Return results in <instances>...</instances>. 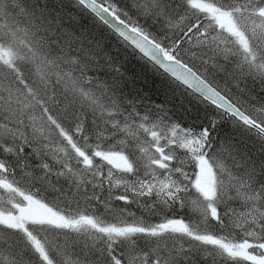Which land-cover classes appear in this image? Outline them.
Wrapping results in <instances>:
<instances>
[{
    "label": "trees",
    "instance_id": "obj_1",
    "mask_svg": "<svg viewBox=\"0 0 264 264\" xmlns=\"http://www.w3.org/2000/svg\"><path fill=\"white\" fill-rule=\"evenodd\" d=\"M96 1L115 8L120 15L143 10L142 22L126 17L143 32L153 27L148 22H154L158 33L169 26L170 35H196L190 43L179 45L147 32L167 53L200 73L207 68L201 65L203 58L211 63L210 57H214L227 69L232 66L226 64L227 59L239 56L247 63L244 70L251 75L250 85L264 82L263 28L258 36L251 33L264 22V0ZM218 14L230 16L237 35L215 22ZM96 28L105 29L76 0H0V49L4 56H0V178L11 188L0 186V194L12 200L10 206L17 199L15 191L28 195L58 213L59 220L57 224L30 222L26 230L32 238L19 225L0 223V264H260L239 253L234 255L227 247L247 244L251 254L258 256L259 246H264V219L244 222L230 212L238 196L264 204L260 188L264 183L262 141L254 143L252 136L239 140L235 132L233 135L231 125L237 127L230 115L194 107L195 102L207 103L107 31L135 56L129 65L123 63L125 59L120 63L111 57V47H98L90 39ZM191 43L200 48H191ZM81 48L92 54L87 58L80 51L76 64L68 65L69 74H35L34 67L44 72L45 66L55 67L67 51L74 54ZM196 51L198 64L195 56L189 58ZM2 70L7 73L1 75ZM90 75L128 87L114 103V110L97 120L91 118L96 121L91 125L86 117L92 109L81 102V90L69 84L71 76L79 85L81 78L90 80ZM33 80H38L44 91L32 86ZM207 80L219 87L216 80L209 76ZM170 87L175 88L168 90ZM152 88L157 89V95L150 98ZM94 89L88 91L90 97L101 99ZM182 97L187 104L181 106L175 99ZM79 103L84 107L79 108ZM260 103L263 110L264 100ZM71 107L79 110L80 118ZM24 115L28 121L19 122ZM30 115L40 119L29 122ZM69 117L74 118L73 123ZM172 126L184 131L183 139L162 136L163 130ZM115 133L123 134L119 138ZM218 139L233 148L239 143L250 150L238 155L250 166L247 174L211 158L205 148ZM110 154L120 155L126 166L112 165L107 158ZM151 166L160 178L149 174ZM202 171L206 176L211 173L214 183L209 196L201 190ZM242 180L259 190L254 193L239 186ZM224 182H230L228 202L220 200ZM191 194L200 195L201 200L194 202ZM135 199L142 200L144 206L136 208L131 202ZM85 206L98 211L96 216L83 212ZM153 207L158 209L156 213ZM199 220L205 226L198 229ZM67 222L80 225L69 228ZM176 222L180 229L163 227ZM130 226L133 230L129 233L113 231Z\"/></svg>",
    "mask_w": 264,
    "mask_h": 264
},
{
    "label": "bare ground",
    "instance_id": "obj_2",
    "mask_svg": "<svg viewBox=\"0 0 264 264\" xmlns=\"http://www.w3.org/2000/svg\"><path fill=\"white\" fill-rule=\"evenodd\" d=\"M76 1L78 3H80L79 0H76ZM220 1L224 2V0H220ZM104 6H106V5H104ZM106 8L111 10L113 12V14L115 16H117V18L120 21H124L130 27H132V28L134 27L137 30L143 32V30L139 26H137L134 23L128 22L126 20L128 13H126V15L123 13H122V15H120L116 11L115 8L109 7V6H106ZM85 10L88 11L89 13H91L98 21H100L104 25V28H105V29H99V30L96 28L95 31H92L93 33L91 32V36L89 35V37L91 40H93V43L96 44L98 47H100V46L111 47L112 48L111 49L112 50L111 57L112 56H114L115 58L117 57V61H119L120 63L123 61V59H125L123 63H128V65L131 61L133 62L135 56L133 54H129L124 49V47L121 44H119V42L116 39H114L112 36L108 35L109 33L107 31L112 32L117 38L124 40L125 42H126V40L124 38H120V36L113 30V28L111 26H109L108 24H106L105 22H103L101 19H99V17H96L88 9L85 8ZM262 10H263V7L258 9V12H257L258 16L260 14H262ZM142 11L143 10H136V12L133 11L131 13L132 15L128 14V16L132 20L137 19L139 22H142V17H143V15H141ZM145 11L146 10H144V12ZM218 15H220V14H218ZM174 17L175 16H172L173 19H175ZM193 17H195L194 14H193ZM187 20L188 19L185 18V21H187ZM194 20L195 21L198 20V17L194 18ZM171 21H172V19H170V21L168 23H170ZM148 23L150 24V26H151V24L153 26V27H148V29H146L143 32V35H146L148 37H150L148 35V33H149L155 37H157V36L160 38L164 37L165 41L170 40L171 43H176L179 45H180V43L188 44L191 42V40H193L196 37V35H194V34L188 35V34H184L182 32L173 33L172 35H170V32L172 31V29L169 26L161 29V31H160V33L162 35L161 36V35H159L160 33H158L157 25L154 24V22L153 23L148 22ZM99 28H101V27H99ZM261 28H263V33L261 34L260 38H261L262 43L264 44V22H261V24L258 27H254V29L252 30L251 33L253 36L260 35ZM85 36L87 37L88 34H85ZM150 38L153 39L152 37H150ZM223 40L225 43L227 42L226 39H223ZM126 43L129 45L128 42H126ZM225 43H223V45H226L228 42L226 44ZM191 48L198 50L200 48V46H198V43H193L191 45ZM135 50L139 54H141V52L139 50H137V49H135ZM80 51L83 52L84 56L87 58H89V56H91V54H92L91 52L88 53V52L83 51V48H81V50L80 49L75 50V52H77V53H75L73 51L74 54L67 51L66 54L64 55V57H62V59L57 61L58 63L55 67H50L47 65V66H45L46 69L44 72H42L38 67H34L33 69L35 70V74L40 73L43 76L44 75L51 76V74H55L59 71H62L66 75L69 74L68 65H69V63L76 64L74 62V59L77 56V54L82 55ZM70 54H72L73 56H71ZM168 54L172 55L170 52ZM195 54H197V51L194 54L190 55L189 58L194 57ZM196 57H198V56L196 55L194 59H196V63L198 64V62H200V59L196 58ZM174 58H176V57H174ZM185 58H187V57H185ZM189 58H187V59H189ZM210 58L213 60L211 63L206 58H203V60H201V65H203V66L205 65L207 67L206 69H204L202 67L205 71L202 70L204 72H201V73L198 70L194 69L193 67L191 68L188 65V63H186L184 60H182V59H180V60L178 59V60L180 62H182L183 64L187 65L191 70H194L196 75H198L202 80H207L208 76L211 79L216 80L219 87H217V86L214 87L212 85L213 88L216 91H219V93L225 98V100L227 102H229L233 106H235L240 111V113L244 116V118L246 120L241 119V118L238 119L235 115L230 114V113L229 114L226 113L221 107H219V105H215V104L211 103L210 101L203 99V97L200 94H197L196 92L193 91L201 100H203L204 102L206 101V103H207L204 105V103H202V102H195L194 107H199L201 109L204 108L205 113L211 112L212 109H214V110L218 109L221 112L226 113V115H230L232 117L233 121H235L234 122L235 127H237V129L234 128L233 125H231V123H230L231 128L234 130L233 135L235 132V134L240 137L239 140H241L243 138V136H252L254 143H258V141H262V143L259 144V146L263 148L264 147V121H262V120L264 119V109L262 110V108H260L262 105V103H260V102H262L264 100V82H262V84L254 83V84H252L253 86L250 85V82L252 81L251 75L247 74L244 70L245 68L248 67L247 63L245 64V62L239 56L238 57H229V61L227 59L228 63L226 62V64H229V63L232 64V66L227 67V69L222 68L219 65V62L214 59V57H210ZM145 59H147V58H145ZM159 70L162 71L160 68H159ZM6 73L7 72L4 70L1 71V75H5ZM259 73H260V71H257V74H259ZM105 75H107V73ZM166 75L168 77H171L168 74H166ZM90 77H91L90 80H88L87 78H81L83 81H81L79 85L76 84L74 77L71 76V79H69V84H73V86H76V89H78V91L81 90V92H82V94L80 96L82 98L81 102H83L89 108L92 109L90 112V115L88 114L89 117H86V120L88 121L89 125H91L92 122H94V123L96 122L95 120H91V118L97 120V118L99 116H101L103 113H106L107 111L110 112V110H114V108L116 106V104H114V103L117 100H120L122 95H124L128 89L127 84L125 87L124 86L125 83L123 84L120 81H114L113 83H111V82L104 79V81L102 82L101 80H99L98 78H96L92 75H90ZM78 78H79V76L77 77V79ZM103 78H105V77H103ZM173 80H175V79H173ZM94 81H95V83H93ZM90 83H92V84H90ZM178 83L181 86L183 85L187 90L191 91L184 84H181V82H178ZM33 84H34L35 88H37L38 90L44 91L43 88H41L40 82L38 80L31 81L32 86H33ZM66 86L67 85H65V87ZM94 86H95L94 90H96L98 93H101V96H102L101 99L96 100V99H93L92 97H90V95H89L90 92H88V91L90 89H92ZM174 88L175 87H170L168 90L174 89ZM151 90L148 93V97L150 96V98H153L157 95L156 93H154V92H156L157 89L154 90L152 88ZM87 94L89 95V97ZM53 97H56V96H53ZM57 99L59 100V98H57ZM175 101H176V103L181 104V106L183 104H187V100L185 97L184 98L183 97L177 98V99H175ZM62 103L65 104L64 101ZM83 103H79V108L84 107ZM51 107L56 108L54 106H51ZM205 107L207 108L206 110H205ZM71 109L73 110V113L77 114V116L79 115V118L81 117V113L79 112V110H77L73 107H71ZM56 110L60 111L58 108ZM251 111H254L260 117L253 116ZM60 112H62V111H60ZM28 118H30L29 122L33 123L34 121L39 120L40 116H34L33 117L32 115H30V116H28ZM45 118H47V117H45ZM221 118L224 119L223 117H221ZM70 119H71V123H73L74 118H70ZM26 120H27V116H25V115L23 117L18 118V121L21 123H23ZM162 133H163L162 136L165 139H169V140L183 139L182 136H184V131L181 130L180 128L176 127V126H172L171 128L164 129ZM122 134L121 133H118V134L115 133V136L120 138ZM234 144L236 147L233 148L232 146H229V145H226V144L220 142V140L218 139L215 143L207 145V147L205 149L208 152V154L211 156V158H214V160H216L218 163H221L224 165L233 164L234 167L239 168V171L242 170L247 174V172L250 171L249 170L250 166L246 161L239 159L238 155H242L243 153L244 154L250 153V150L245 149L242 146L240 147L239 143H234ZM148 171H149V174L153 175V177L155 179H158L161 177V175H159L158 172L156 171L155 167L151 166L148 169ZM189 180L192 181L193 177H191ZM195 183H196L195 181L192 182V184H194L195 187L197 188ZM240 184H239V186H241V187L244 186L254 193H255V191L259 190L256 187L255 188L252 187V185L246 180L245 181L242 180L240 182ZM228 185H230V182H224L223 183V187L221 190L222 195L220 198L221 201H227V202L229 201L228 197L226 195V191L229 187ZM260 185H261L260 186L261 190L264 191V183H260ZM245 195H247V194H245ZM191 197H192L194 202H198L199 200H201L200 195L191 194ZM131 202L134 203L136 208H141L142 206H144V202L140 199H135L134 201H131ZM233 202H232V205H234V206H233V208L230 209V212L231 213L234 212L237 216H240L242 218V221H244V222L245 221H251V222L256 223V222L262 221L264 219V204L261 202H258V200L253 199V201H249V199H247L245 197L243 198L242 196H238L235 198V202L234 203ZM230 203H231V201H230ZM82 210H83V212H85L88 215L96 216V213H98V211L93 210L89 206L88 207L85 206ZM152 211H154L156 213L158 211V209L156 207H153ZM103 212L106 213L105 211H103ZM202 226H205V223L203 221L199 220V222L197 223L198 229ZM69 228H72V227H69Z\"/></svg>",
    "mask_w": 264,
    "mask_h": 264
},
{
    "label": "water",
    "instance_id": "obj_3",
    "mask_svg": "<svg viewBox=\"0 0 264 264\" xmlns=\"http://www.w3.org/2000/svg\"><path fill=\"white\" fill-rule=\"evenodd\" d=\"M79 1L82 6L92 12L96 17H99V19L111 26L120 38H124L133 49L139 50L141 54L150 60L157 68L159 67L177 82L184 84L192 92L194 91L200 94L203 99L215 105H219L226 113L233 114L238 119L241 118L246 120L240 111L231 103L227 102L219 91H216L207 80H202L196 75L194 70H191L187 65L166 53L159 43L143 35V33L136 28L130 27L124 21H120L111 10L107 9L106 6L100 2L96 0Z\"/></svg>",
    "mask_w": 264,
    "mask_h": 264
},
{
    "label": "rangeland",
    "instance_id": "obj_4",
    "mask_svg": "<svg viewBox=\"0 0 264 264\" xmlns=\"http://www.w3.org/2000/svg\"><path fill=\"white\" fill-rule=\"evenodd\" d=\"M264 12V11H263ZM215 22L224 30L230 31L232 34L237 35V31H235L231 25H233V22L231 21V18L228 14L224 15H217ZM2 48V46H1ZM3 50L0 49V56L4 57ZM107 158L111 160V164L115 167L120 166L121 168H124L126 164L123 162V159L120 157V155H107ZM203 172V171H202ZM204 180V184L201 185L202 193L206 196H209V194H213V187L214 183L212 181L211 173H209L206 176V172L202 173V178ZM0 186H2V189L11 190L10 186L6 184L2 179L0 178ZM10 192V191H9ZM17 193V199L15 200L13 205H9V203H12V200H10L8 197H6L3 194H0V223L5 226L11 225V226H21V228L25 231L27 237H31L30 233L27 232L26 228L27 225L30 222H48L57 224L59 221L57 218L56 212L51 210V208H48L46 205H44L42 202H37L33 200L28 195H23L22 193L15 191ZM68 227L73 226H79L80 224L75 222H67ZM181 224L179 223H168L165 224L164 228H178L180 229ZM133 230V228L130 227H121L117 230H113L115 233H129ZM32 238V237H31ZM35 246H37V249L42 254L41 248L35 243ZM227 249L231 251L234 255L239 253L241 255H244L247 258L249 257L253 261H257L260 264H264V246H259L260 253L258 256L252 255L250 250L248 249V245H234V246H228Z\"/></svg>",
    "mask_w": 264,
    "mask_h": 264
}]
</instances>
